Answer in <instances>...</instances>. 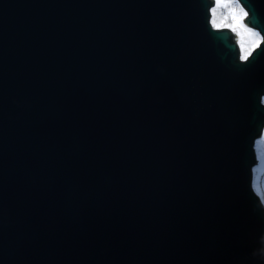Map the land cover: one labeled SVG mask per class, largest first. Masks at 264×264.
Returning a JSON list of instances; mask_svg holds the SVG:
<instances>
[{
    "label": "water",
    "instance_id": "1",
    "mask_svg": "<svg viewBox=\"0 0 264 264\" xmlns=\"http://www.w3.org/2000/svg\"><path fill=\"white\" fill-rule=\"evenodd\" d=\"M200 3L0 0V264H264V56Z\"/></svg>",
    "mask_w": 264,
    "mask_h": 264
},
{
    "label": "clouds",
    "instance_id": "2",
    "mask_svg": "<svg viewBox=\"0 0 264 264\" xmlns=\"http://www.w3.org/2000/svg\"><path fill=\"white\" fill-rule=\"evenodd\" d=\"M199 16L206 35L219 45L222 58L227 57L233 66L252 65L264 56V0H201ZM259 99L264 108V91L259 93ZM258 128L251 190L258 198L256 208L264 214V122ZM260 253L264 256V248Z\"/></svg>",
    "mask_w": 264,
    "mask_h": 264
},
{
    "label": "snow or ice",
    "instance_id": "3",
    "mask_svg": "<svg viewBox=\"0 0 264 264\" xmlns=\"http://www.w3.org/2000/svg\"><path fill=\"white\" fill-rule=\"evenodd\" d=\"M250 65H245V66H234L232 68V74L235 77H243L245 75V70L248 69ZM262 217H264V214H261Z\"/></svg>",
    "mask_w": 264,
    "mask_h": 264
}]
</instances>
